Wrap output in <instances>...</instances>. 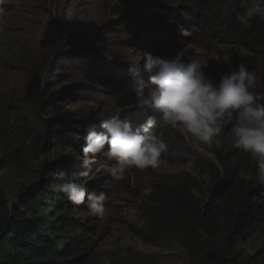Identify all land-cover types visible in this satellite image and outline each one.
<instances>
[{
  "label": "rangeland",
  "instance_id": "rangeland-1",
  "mask_svg": "<svg viewBox=\"0 0 264 264\" xmlns=\"http://www.w3.org/2000/svg\"><path fill=\"white\" fill-rule=\"evenodd\" d=\"M154 4V0H0V124L22 138L23 149L34 157L22 179L32 182L40 164L57 158L61 165L54 175L63 168L79 174L85 170L83 136L89 130L101 131L100 120L115 111L133 124L138 112L132 103L128 60L138 51L172 59L187 46L184 59L199 56L208 64L205 71L211 77L228 71L233 50L242 51L220 39L208 47L188 43L182 37L190 30L173 25L172 19L164 25L154 21ZM257 84V90L264 91L263 77H257ZM46 123L50 140L43 134ZM230 128L226 124L218 137L225 145ZM173 132L171 142L164 139L168 151L158 168L129 169L123 181H114L108 169L116 162L97 154L88 175H78L77 181L89 191L106 196L103 218L92 216L86 204L72 211L87 233L81 264H105L111 262L110 253H125L129 248L154 256L152 264H184V249L170 243L147 244L132 232V227L144 222L141 205L153 183L172 181L191 171L198 156L211 157L200 143ZM34 140L41 144L37 153L29 151ZM245 175L255 179L256 171L249 169ZM263 237L247 243L246 251L256 253Z\"/></svg>",
  "mask_w": 264,
  "mask_h": 264
},
{
  "label": "trees",
  "instance_id": "trees-1",
  "mask_svg": "<svg viewBox=\"0 0 264 264\" xmlns=\"http://www.w3.org/2000/svg\"><path fill=\"white\" fill-rule=\"evenodd\" d=\"M154 1V21L160 24L172 19L173 25L190 30L182 37L188 43L208 47L220 39L242 47V51L233 50L231 65L244 63L264 78V21L257 18L247 29L236 22L245 0H196V6L179 0ZM137 112L133 127L143 122L140 109ZM4 127L0 124V264L83 263L87 233L73 215L76 205L59 187L77 180L78 173L63 168L54 175L53 170L61 165V158L56 157L55 162L39 165V175L32 182L22 179L34 157L23 149L22 138ZM47 127L48 123L43 134L50 140ZM173 134L166 128L163 137L171 142ZM225 140L228 145L224 141L219 148L201 145L211 157L198 156L191 171L152 184L141 205L144 222L132 227L136 237L147 244L170 243L184 249V264H264V237L256 253L244 248L264 236V186L245 175L249 169L256 171L251 156L233 148L229 137ZM33 143L29 151L37 153L41 144ZM109 255L112 264L155 262L154 256L132 248Z\"/></svg>",
  "mask_w": 264,
  "mask_h": 264
},
{
  "label": "clouds",
  "instance_id": "clouds-1",
  "mask_svg": "<svg viewBox=\"0 0 264 264\" xmlns=\"http://www.w3.org/2000/svg\"><path fill=\"white\" fill-rule=\"evenodd\" d=\"M257 18L264 21V0H245L236 22L247 29ZM186 53L187 46L167 59L142 50L128 60L135 104L143 122L133 127L119 111L102 118L101 131L93 128L83 136L85 170L79 176L88 175L97 154L116 162L108 169L114 181H123L129 169L158 168L162 154L168 151L163 137L166 128L201 145L219 148L218 137L230 124L232 147L251 156L256 163L255 182L264 186V91L257 90L256 73L244 63L229 64L228 71L214 81L205 71L208 64L199 56L185 60ZM59 187L73 205L86 204L92 216L103 218L104 192L89 191L77 180ZM105 264H111L110 260Z\"/></svg>",
  "mask_w": 264,
  "mask_h": 264
}]
</instances>
